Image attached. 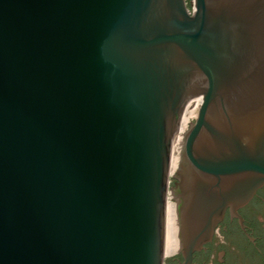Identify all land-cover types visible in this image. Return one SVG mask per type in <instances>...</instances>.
<instances>
[{"label": "water", "instance_id": "95a60500", "mask_svg": "<svg viewBox=\"0 0 264 264\" xmlns=\"http://www.w3.org/2000/svg\"><path fill=\"white\" fill-rule=\"evenodd\" d=\"M0 264H264V0H0Z\"/></svg>", "mask_w": 264, "mask_h": 264}, {"label": "built area", "instance_id": "2783aa9c", "mask_svg": "<svg viewBox=\"0 0 264 264\" xmlns=\"http://www.w3.org/2000/svg\"><path fill=\"white\" fill-rule=\"evenodd\" d=\"M192 111V110H191ZM190 111V112H191ZM189 115V114H188ZM195 116H196V109H194L193 108V111L190 113V115L189 116H187V120H186V124H185V129H187L188 127H189V122H188V120H191V121H193L194 120V118H195Z\"/></svg>", "mask_w": 264, "mask_h": 264}, {"label": "bare ground", "instance_id": "6f19581e", "mask_svg": "<svg viewBox=\"0 0 264 264\" xmlns=\"http://www.w3.org/2000/svg\"><path fill=\"white\" fill-rule=\"evenodd\" d=\"M194 109H197L196 106L194 107ZM190 111H191V110H190ZM190 111L185 115L184 119L182 120V122H181V124H180V127H179V131H180V133L183 132L184 130H186V129H185V124H186V120H187L186 118H187V116H189L190 113L193 111V108H192V111H191V112H190ZM188 114H189V115H188Z\"/></svg>", "mask_w": 264, "mask_h": 264}, {"label": "rangeland", "instance_id": "374dc122", "mask_svg": "<svg viewBox=\"0 0 264 264\" xmlns=\"http://www.w3.org/2000/svg\"><path fill=\"white\" fill-rule=\"evenodd\" d=\"M185 131V130H184Z\"/></svg>", "mask_w": 264, "mask_h": 264}]
</instances>
